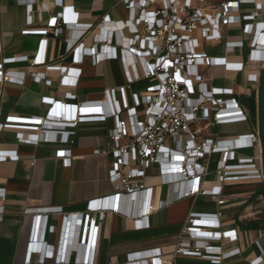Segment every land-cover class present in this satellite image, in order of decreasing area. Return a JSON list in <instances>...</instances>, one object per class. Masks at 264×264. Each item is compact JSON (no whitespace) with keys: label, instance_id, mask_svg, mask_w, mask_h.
<instances>
[{"label":"crops","instance_id":"0c3cea01","mask_svg":"<svg viewBox=\"0 0 264 264\" xmlns=\"http://www.w3.org/2000/svg\"><path fill=\"white\" fill-rule=\"evenodd\" d=\"M239 0H205L203 6L218 5L221 2ZM61 4H60V3ZM260 4L254 21L264 23V0H254ZM31 6L32 22H27V9ZM73 9L78 14V24L88 27L83 34H70L62 30L60 36L54 33L57 17L63 8ZM242 15L255 11L254 5L240 8ZM108 17L105 29L98 25ZM128 13L119 0H0V64L4 60L15 59L3 66V71L11 72L12 77L20 79L25 74L22 85L0 83V124L29 125L30 118L42 117L49 105L42 98H53L58 93L75 95L73 104L102 100L107 89L125 84L123 67L119 60L92 63L90 57H83L81 64L73 65L76 49L69 48V41H76L72 47L92 48L96 36H104V31L117 32L120 39L127 36L120 33L117 22H125ZM117 27V29L115 28ZM107 28V29H106ZM242 24L221 28L220 43H206L199 40V51L219 56L224 52L225 43L244 41V47L232 46L233 53L228 56L230 63H247L246 45L249 36L242 33ZM120 29V30H119ZM96 38V39H99ZM195 38H199L198 33ZM115 45V38L111 46ZM127 65L131 59L125 56ZM68 68L67 79H74L79 70L80 77L75 87H61V79L56 70L48 67ZM263 64L247 63L243 72L225 71L221 66L200 68L198 70L207 89H231L233 98L241 102L244 97L257 93L258 83L250 82L247 75L260 78ZM73 68V69H70ZM27 73V74H26ZM45 73V81H34V75ZM147 82L132 86V91L142 95ZM128 101L131 104L128 93ZM65 100L59 99L57 111ZM244 107V106H243ZM108 110L107 106H104ZM244 110L248 112L247 108ZM120 119L125 121L122 113ZM210 124V123H208ZM113 126L112 119L104 122L80 123L75 129L73 143L69 146L40 144L21 145L15 140L16 130L3 129L0 133V151H15L18 160L0 163V264H125L128 255L158 249L163 264H217L208 260L173 257L175 243L183 223L190 213H220L221 231H236V241H224L222 259L218 264H264V180H248L224 183L217 198L198 196L186 198L157 208L166 199V187L160 178V169L152 165L145 177L137 181L142 188H151L150 203L152 212L147 217V228L134 230L133 223L121 214H111L108 223L98 225L94 248L89 251L90 232L76 221L85 214L87 206L103 199L110 205L109 198L114 189L109 182L108 173L112 167L109 156H95L93 151L103 150L107 144V131ZM201 139L226 141L233 137L258 134L257 118L248 112L246 122L213 125L205 127L200 122ZM259 139L256 145L237 154L238 157H260ZM69 149L71 161L64 165L57 158L59 150ZM219 155L211 157L210 170L215 166ZM171 179L175 175H169ZM217 185L216 177L210 174L201 183V188L211 190ZM143 197L135 199L122 196L118 209L128 212L139 211ZM61 209L63 216L76 215L71 220H62V215L46 212L47 209ZM78 216V217H77ZM45 226V229H44ZM50 228L54 231L51 233ZM35 250V252H33ZM53 253V258L44 257ZM92 262H87L89 259ZM58 262H54V260ZM61 260V261H60ZM44 261V263H41ZM60 261V262H59Z\"/></svg>","mask_w":264,"mask_h":264},{"label":"built area","instance_id":"2783aa9c","mask_svg":"<svg viewBox=\"0 0 264 264\" xmlns=\"http://www.w3.org/2000/svg\"><path fill=\"white\" fill-rule=\"evenodd\" d=\"M103 2L106 0H95ZM125 7L128 18L117 22L120 33L104 31V36L95 39L93 49L79 48L76 41H69V48L76 49L73 65H79L83 57H90L92 63L119 60L123 67L125 84L107 89L102 100L73 104L75 95L58 93L53 98H42L41 102L49 105L48 112L42 117L30 118L29 125L0 124L3 129L16 130L15 140L21 145L37 146L52 144L69 146L73 143L78 124L86 122H104L113 120V126L107 131V144L103 150L93 151L95 156H109L112 167L108 173L114 193L107 197L110 205L103 199L87 206L85 214L63 216L61 209H47L62 215V220L76 218L79 225L85 221L84 230L90 232L89 251L94 248L98 225L108 223L111 214H121L133 223L134 230L147 228V217L152 212L150 203L151 188H142L137 181L145 177L146 170L152 165L160 169L162 184L166 187L165 201L157 208L175 201L198 196L217 198L224 183L248 180H264L261 157H238L244 149L254 147L260 139L259 134H246L226 141L201 139L200 129L196 126L205 122V127L246 122L248 112L237 102L231 89H207L198 72L200 68L221 66L225 71L243 72L247 63L264 65V23L254 21L260 4L254 0L221 2L218 5L204 7L205 0H119ZM60 3V2H59ZM61 4V3H60ZM254 5L255 11L242 15L240 8ZM32 9H27V22H32ZM108 17H104L98 28L105 29ZM242 24V33L249 36L246 45L247 63H230L228 56L233 53L232 46L244 47V41L225 43L222 55L215 56L200 52L199 40L206 43L222 41L221 28L228 25ZM117 27H115L117 29ZM84 33L89 30L78 24V14L73 9L63 8L57 17L54 33L60 36L62 30L70 34ZM107 29V28H106ZM119 29V30H120ZM198 33L199 38H195ZM115 38V45L111 46ZM125 56L131 59L127 65ZM15 59L4 60L0 64V83L22 85L25 74L20 79L12 77L11 72L3 71V66ZM56 70L61 79V87H75L80 73L75 72L74 79H67L70 71L61 66L48 67ZM73 69V68H70ZM27 74V73H26ZM34 81L50 85L45 80V73H38ZM246 79L259 83L257 75H247ZM147 82L142 95L132 91V86ZM128 93L131 104L128 101ZM59 99L65 100L57 111ZM104 106L108 107L106 111ZM125 113L122 121L120 115ZM210 123V124H208ZM220 158L210 170L211 157ZM57 158L64 165L72 159L69 149L59 150ZM15 151H0V163L17 161ZM175 175L171 179L169 175ZM213 174L217 185L211 190L201 188L206 177ZM143 197L139 211L134 209L121 212L118 200L122 196ZM4 192L0 190V199ZM215 214L190 213L175 243L173 257H190L220 263L221 244L224 241H236V231H221L219 217ZM78 217V216H77ZM45 229V226H44ZM54 231L50 228V232ZM35 252V250H33ZM53 258V253L44 255ZM87 259V262H92ZM61 261V260H60ZM59 261V262H60ZM58 262V260H54ZM44 263V261H41ZM55 264V263H54ZM125 264H163L158 249L128 255Z\"/></svg>","mask_w":264,"mask_h":264},{"label":"water","instance_id":"95a60500","mask_svg":"<svg viewBox=\"0 0 264 264\" xmlns=\"http://www.w3.org/2000/svg\"><path fill=\"white\" fill-rule=\"evenodd\" d=\"M241 105L247 108L252 117L257 118L260 142L261 165L264 172V65L261 70L257 93L241 100Z\"/></svg>","mask_w":264,"mask_h":264},{"label":"rangeland","instance_id":"374dc122","mask_svg":"<svg viewBox=\"0 0 264 264\" xmlns=\"http://www.w3.org/2000/svg\"><path fill=\"white\" fill-rule=\"evenodd\" d=\"M238 154H240V155H247L248 154V152H245V151H243V152H237Z\"/></svg>","mask_w":264,"mask_h":264}]
</instances>
